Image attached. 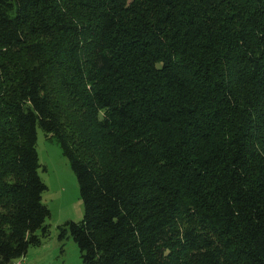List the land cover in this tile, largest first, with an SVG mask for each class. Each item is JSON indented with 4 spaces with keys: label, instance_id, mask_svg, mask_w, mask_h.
Segmentation results:
<instances>
[{
    "label": "trees",
    "instance_id": "1",
    "mask_svg": "<svg viewBox=\"0 0 264 264\" xmlns=\"http://www.w3.org/2000/svg\"><path fill=\"white\" fill-rule=\"evenodd\" d=\"M37 129L82 264H264V0H0V264L50 234Z\"/></svg>",
    "mask_w": 264,
    "mask_h": 264
},
{
    "label": "rangeland",
    "instance_id": "2",
    "mask_svg": "<svg viewBox=\"0 0 264 264\" xmlns=\"http://www.w3.org/2000/svg\"><path fill=\"white\" fill-rule=\"evenodd\" d=\"M36 152L41 165L38 174L47 187L41 202L50 211L46 220L50 234L43 245L28 249L25 260L27 264H82L76 243L69 236L59 241L57 230L66 221L78 222L83 218L76 177L57 142L46 138L40 129H37ZM41 248L43 251L39 254Z\"/></svg>",
    "mask_w": 264,
    "mask_h": 264
},
{
    "label": "built area",
    "instance_id": "3",
    "mask_svg": "<svg viewBox=\"0 0 264 264\" xmlns=\"http://www.w3.org/2000/svg\"><path fill=\"white\" fill-rule=\"evenodd\" d=\"M10 264H26L23 258H19L11 262Z\"/></svg>",
    "mask_w": 264,
    "mask_h": 264
},
{
    "label": "crops",
    "instance_id": "4",
    "mask_svg": "<svg viewBox=\"0 0 264 264\" xmlns=\"http://www.w3.org/2000/svg\"><path fill=\"white\" fill-rule=\"evenodd\" d=\"M43 243H44V242H43ZM43 243H42V245H43ZM41 251H43V248H41L39 254L41 253ZM29 253H32V252H29ZM39 254H38V255H39ZM36 257H37V256H36ZM24 260H25V257H24ZM25 262H26V260H25ZM26 264H27V262H26Z\"/></svg>",
    "mask_w": 264,
    "mask_h": 264
},
{
    "label": "clouds",
    "instance_id": "5",
    "mask_svg": "<svg viewBox=\"0 0 264 264\" xmlns=\"http://www.w3.org/2000/svg\"><path fill=\"white\" fill-rule=\"evenodd\" d=\"M24 259V258H23ZM25 261V260H24Z\"/></svg>",
    "mask_w": 264,
    "mask_h": 264
}]
</instances>
